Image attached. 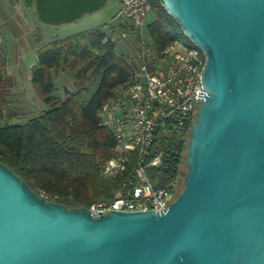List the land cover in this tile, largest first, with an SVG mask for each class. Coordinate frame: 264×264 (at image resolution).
<instances>
[{
  "label": "water",
  "instance_id": "obj_1",
  "mask_svg": "<svg viewBox=\"0 0 264 264\" xmlns=\"http://www.w3.org/2000/svg\"><path fill=\"white\" fill-rule=\"evenodd\" d=\"M110 0H34L47 25ZM205 54L182 190L166 212L45 200L0 162V264H264V0H161Z\"/></svg>",
  "mask_w": 264,
  "mask_h": 264
},
{
  "label": "trees",
  "instance_id": "obj_2",
  "mask_svg": "<svg viewBox=\"0 0 264 264\" xmlns=\"http://www.w3.org/2000/svg\"><path fill=\"white\" fill-rule=\"evenodd\" d=\"M25 2L35 4L34 0ZM151 4L153 18L144 33L128 22L116 24L119 32L131 36L135 56L122 50L105 27L56 39L40 48L31 83L46 110L25 124L17 123L20 116L7 110L5 98L13 83L0 52V162L45 200L68 208L112 201L120 180L106 179L102 171L116 140L101 124L102 106L131 83L142 53L155 58L176 41L192 46L161 0ZM61 76L72 86L64 88L63 95L58 86ZM189 136L178 131L159 136L154 154L162 153L163 163L148 172L156 187L177 179Z\"/></svg>",
  "mask_w": 264,
  "mask_h": 264
},
{
  "label": "built area",
  "instance_id": "obj_3",
  "mask_svg": "<svg viewBox=\"0 0 264 264\" xmlns=\"http://www.w3.org/2000/svg\"><path fill=\"white\" fill-rule=\"evenodd\" d=\"M120 3L119 21L144 33L152 0ZM174 44L155 58L142 53L140 68L131 83L118 89L101 108V124L112 131L116 140L102 175L120 182L112 201L92 204L88 208L91 213L166 212L180 192L185 154L177 179L164 187H156L148 172L163 163L162 153L154 154L160 135L175 131L190 135L205 94L201 78L206 58L194 45L178 52Z\"/></svg>",
  "mask_w": 264,
  "mask_h": 264
},
{
  "label": "rangeland",
  "instance_id": "obj_4",
  "mask_svg": "<svg viewBox=\"0 0 264 264\" xmlns=\"http://www.w3.org/2000/svg\"><path fill=\"white\" fill-rule=\"evenodd\" d=\"M120 9V0H110L100 10L86 14L82 18L72 23L62 24L59 26H51L42 23L38 19L34 8L27 9L25 16L28 17L27 20L29 21V15L32 16L33 22L28 23L29 25L33 24L34 28L31 35L26 36V40H28V42L30 40V42L33 44L34 50L31 54H29L28 57L25 58V64L19 63L17 58L12 56L13 37L9 36L7 39L8 53H10V56H8L6 74L10 77L13 84H11V86L8 88L10 95H7L5 100L8 102V112L20 116L18 121H16L17 123L25 124L30 118L38 116L44 110H46L43 101L36 94L32 86L30 73L31 68H29L30 62L35 61L37 58V49L42 48L44 45L52 42L53 40L67 38L82 31L98 27H105L109 31V34H112L114 38L118 39L117 42L119 43V46L122 50H124L126 53H129L130 55H137V52L133 50L132 38L129 33L123 35V33L119 32V30L116 28V24L119 22L117 16L120 12ZM152 18L153 16L150 14L146 19V24L151 22ZM33 25L30 28H32ZM174 45L175 50L178 52H183L186 49V45L183 41H176ZM27 68L29 70L28 73H26ZM58 86L60 95H63L64 88L72 89V86L64 76H61ZM95 88H92L91 94L94 93ZM182 171L184 175V181L187 168L183 166ZM181 190L182 185L180 191Z\"/></svg>",
  "mask_w": 264,
  "mask_h": 264
},
{
  "label": "crops",
  "instance_id": "obj_5",
  "mask_svg": "<svg viewBox=\"0 0 264 264\" xmlns=\"http://www.w3.org/2000/svg\"><path fill=\"white\" fill-rule=\"evenodd\" d=\"M32 8L35 9V4L29 6L25 0H0V52L5 56L7 66L8 56H10L7 47V39L9 36L13 37L12 56L17 58L19 63L25 64V58L34 50L30 40L29 42L26 40V36L31 35L33 32L34 25L32 24L33 27L30 28L32 25H29L28 22H33V18L29 15L30 21L27 20L28 17L25 16V12L27 9ZM39 49H37L38 52L35 61L38 59ZM35 61L29 64L31 71L36 63ZM28 71L27 68L26 73H28Z\"/></svg>",
  "mask_w": 264,
  "mask_h": 264
}]
</instances>
